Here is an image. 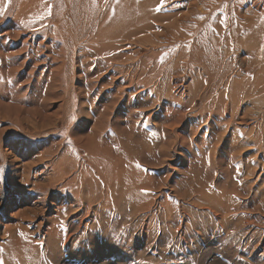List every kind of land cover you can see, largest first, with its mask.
Masks as SVG:
<instances>
[{
    "label": "rangeland",
    "instance_id": "obj_1",
    "mask_svg": "<svg viewBox=\"0 0 264 264\" xmlns=\"http://www.w3.org/2000/svg\"><path fill=\"white\" fill-rule=\"evenodd\" d=\"M76 4L0 0V264H264V116L224 115L234 83L238 115L264 85L234 76L232 35L157 55L92 37Z\"/></svg>",
    "mask_w": 264,
    "mask_h": 264
},
{
    "label": "bare ground",
    "instance_id": "obj_2",
    "mask_svg": "<svg viewBox=\"0 0 264 264\" xmlns=\"http://www.w3.org/2000/svg\"><path fill=\"white\" fill-rule=\"evenodd\" d=\"M179 2L182 3L176 4ZM161 3L162 0H77L75 11L77 18H87V21H90L89 25L92 23L94 31L91 36L97 40L131 42L137 39L141 42L146 41L152 44L157 55L177 47L183 49L193 42L201 41L203 37L217 35L215 31L213 34L210 33V30H217L220 36L232 35L230 54H233V57L231 59L237 58L235 60H238L240 65L235 67L234 71L226 66L223 71H233L234 76H238V72L248 76L252 75L253 83L261 84L252 86V88L255 90L260 86L263 87L262 80L257 79L253 74L255 71H264V69L258 70L256 68L258 65L249 56L253 52L264 50V0H247L246 3L245 0H163V6L174 4L185 8L183 12L175 14H161L159 7ZM242 3H245L246 8ZM158 7L159 10H157ZM213 21H222V26L213 24ZM238 35L242 37L236 40ZM246 37H249L246 41L238 43ZM228 56L229 54L227 59ZM195 58L198 57L195 56ZM207 61L210 64L213 63L212 58H208ZM201 65L202 71L205 68L208 69V65L202 62ZM178 66L182 68L183 64H178ZM249 78L251 79L250 76ZM236 81L240 82L239 79ZM177 85L185 88L182 81ZM236 85L237 83H234L229 91L227 99L230 103L227 101L224 103L226 110L224 115L229 116L226 118L227 124L248 126L264 116V103L261 101L263 99L259 94H252L249 104L251 111L238 115L239 109H236L238 103L237 101L234 103V96L238 94H236ZM241 106H243L242 102L240 109ZM45 125L40 124V127ZM35 136H39V132H36ZM75 141L81 146H87L90 137H77ZM102 150H104L103 147ZM75 165V162L67 159L57 160L51 173L53 182L65 181V176L73 172L71 169ZM80 173H85L84 178L86 179L85 168L82 167ZM75 181L76 175L68 178L65 185H72Z\"/></svg>",
    "mask_w": 264,
    "mask_h": 264
},
{
    "label": "snow or ice",
    "instance_id": "obj_3",
    "mask_svg": "<svg viewBox=\"0 0 264 264\" xmlns=\"http://www.w3.org/2000/svg\"><path fill=\"white\" fill-rule=\"evenodd\" d=\"M162 6H163V0H162V3H161V5L159 7H162ZM159 7H158L157 10H159ZM137 166L139 167V165H137Z\"/></svg>",
    "mask_w": 264,
    "mask_h": 264
}]
</instances>
